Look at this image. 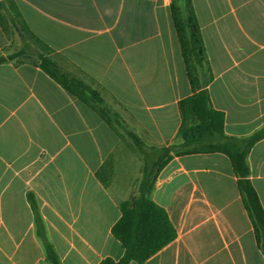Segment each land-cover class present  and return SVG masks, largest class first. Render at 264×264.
<instances>
[{
  "label": "crops",
  "instance_id": "1",
  "mask_svg": "<svg viewBox=\"0 0 264 264\" xmlns=\"http://www.w3.org/2000/svg\"><path fill=\"white\" fill-rule=\"evenodd\" d=\"M192 3L212 72L210 102L224 113L225 134L248 136L264 125V0ZM4 13L67 62L117 117L104 119L38 64L0 62V264H53L28 193L58 264L116 262L124 247L112 226L120 203L138 196L148 165L132 135L151 163L155 149L178 140V103L193 93L170 0H0V56L11 43ZM247 163L264 208V136ZM150 198L176 236L128 264H264L224 153L172 154Z\"/></svg>",
  "mask_w": 264,
  "mask_h": 264
},
{
  "label": "trees",
  "instance_id": "2",
  "mask_svg": "<svg viewBox=\"0 0 264 264\" xmlns=\"http://www.w3.org/2000/svg\"><path fill=\"white\" fill-rule=\"evenodd\" d=\"M170 11L193 93L182 98L178 103L181 115V124L176 135L178 140L167 147L155 149L156 159L151 163H149L146 149L138 138L132 135L147 159L148 165L144 169L138 196L120 203L121 216L112 226V234L123 245L124 253L116 262L107 258L99 264H128L132 260L142 263L175 238L176 231L166 211L150 198L152 180L172 154L197 152H222L228 156L237 176L243 205L254 227L257 245L264 252V208L249 179L247 163L250 147L264 136V125L244 137L225 134L224 113L212 106L206 89V85L212 78V72L207 62L192 0H170ZM24 26L32 38L40 42L25 24ZM41 45L44 50L49 49L44 43ZM26 48L7 56H0V62L5 59L14 60L24 54ZM39 60L38 65L46 74L68 92L94 107L104 119L109 120L110 115L117 117L115 112L107 108L99 92L89 84L63 72L46 54L40 53ZM199 76L204 78L202 82ZM27 197L37 232L44 240L47 257L53 264H58L54 249L45 238L36 200L31 193H28Z\"/></svg>",
  "mask_w": 264,
  "mask_h": 264
},
{
  "label": "rangeland",
  "instance_id": "3",
  "mask_svg": "<svg viewBox=\"0 0 264 264\" xmlns=\"http://www.w3.org/2000/svg\"><path fill=\"white\" fill-rule=\"evenodd\" d=\"M2 12H4V11H2ZM3 15H4V19H2V21H3V24L5 25V27L7 28V31L9 33L10 42H11L8 49L6 50V53L9 52V54H11L14 52H18L22 48L27 47L24 54L19 55L17 58H15L12 61H14L15 63L29 62V63L38 64L40 61L39 55H40V53H43V54H46V56L51 61L56 63V65L63 72L67 73L68 75H71L70 71L72 70V67L67 62H64V60L60 56L51 52V50H49V49L44 50L43 49L44 47H42V45H41L42 43H40L39 41H36L35 39L32 38V36L25 29L24 24L21 23V21H19V19L14 18V17L12 18L8 13H4ZM59 64H61L64 68H62ZM199 78H200L201 82L204 80V78L201 76H199ZM83 81L86 82L85 80H83ZM105 105L107 106V104H105ZM107 108L111 112H114L108 106H107Z\"/></svg>",
  "mask_w": 264,
  "mask_h": 264
}]
</instances>
